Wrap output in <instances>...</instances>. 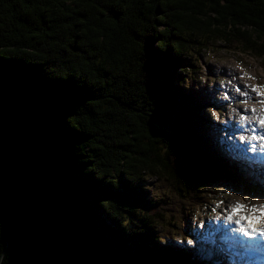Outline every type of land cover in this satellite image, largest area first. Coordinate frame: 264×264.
Masks as SVG:
<instances>
[{"label":"trees","instance_id":"trees-1","mask_svg":"<svg viewBox=\"0 0 264 264\" xmlns=\"http://www.w3.org/2000/svg\"><path fill=\"white\" fill-rule=\"evenodd\" d=\"M218 41L261 58L264 0H0V264H208L145 183L184 214L233 177L190 73Z\"/></svg>","mask_w":264,"mask_h":264},{"label":"rangeland","instance_id":"rangeland-1","mask_svg":"<svg viewBox=\"0 0 264 264\" xmlns=\"http://www.w3.org/2000/svg\"><path fill=\"white\" fill-rule=\"evenodd\" d=\"M192 59H194V68L190 73L193 74L192 76L196 80V89L204 96L200 99V102L202 101L200 105L201 110L210 120V123L207 124L210 130V138L211 140L213 139V145L216 147L219 154L226 157L227 154L234 153V151L223 142L230 141L231 137L233 138V135L235 136V134L240 131H249L247 124H249L252 119L246 121V116L244 119L245 121H242L241 116L244 117V112L248 113L254 108H256V112L260 110L259 104L254 102L256 99L248 101L244 95L234 89L233 83L244 81L246 82L244 84L245 89L253 92L252 85H254V81H256V90L261 96L259 101H264V86H262V84H264V55H262L261 58H256L248 52H241L237 48L228 47L227 43L224 44L218 41L211 46V49L203 48L198 55ZM239 73H244L246 76L242 75L240 77ZM247 76L254 81L241 79ZM243 91L245 90L243 89ZM260 111H258L257 114L256 112L253 114L252 110L249 114L250 118H254L255 116L254 119H256L259 117ZM241 124H243V126H241ZM246 134L245 132L243 136L247 139L248 136ZM248 141L250 142L251 139H248ZM231 147H233V149H235V147L239 148L235 142L231 144ZM222 150H225L226 153ZM244 169L243 172L239 170V174L242 175L243 178H229L224 173L222 176L220 175L219 180L204 191L205 196L203 199L207 200V205L202 206L204 203L201 205L199 204L200 206H195L192 211H187L184 214H181L182 211L178 206V195L174 193L167 184H164L163 181L155 177L146 178L145 185L150 194L162 200L163 205H165L166 213L164 216L170 213L164 219L163 224L157 226L158 231L163 232L165 237L168 238L169 236H167L166 232L170 229V226L175 227L176 223L180 228L184 226V219L186 218L188 234L184 241H182L183 243L181 242L185 251L189 252V249H192L196 251L199 257L205 260L207 257L205 255V249L203 248L209 246L212 248L210 251L219 252L218 257L221 259L222 264H229L228 261L231 260V257L225 255L226 252L224 251V253L222 251L224 247L220 239H218L217 243L216 240L212 239L210 245H208L209 240L215 234V231H217L209 222L210 217L215 213L214 206L218 204V200H223L226 204L227 202H232L229 205V210L235 204L234 202L241 200L260 205L264 204L263 176H258L260 180L259 185L255 183L246 172L251 169V167H244ZM255 178L257 179V174ZM226 204H224V207H226ZM220 212L221 211H219V213ZM171 223H173V225H170ZM218 223L219 227H221L222 223ZM223 225L225 226V224ZM172 240L174 242L179 240L178 234H175ZM211 260L212 259L209 260V263H211ZM243 264L247 263L243 262Z\"/></svg>","mask_w":264,"mask_h":264},{"label":"snow or ice","instance_id":"snow-or-ice-1","mask_svg":"<svg viewBox=\"0 0 264 264\" xmlns=\"http://www.w3.org/2000/svg\"><path fill=\"white\" fill-rule=\"evenodd\" d=\"M261 103H264V101H261ZM243 119H244V118L242 117V120H243ZM259 124H260V126H261L262 128H264V118H261V119H260ZM251 139H252V140H257V139H259V140L264 141V135H261V136H259V137L256 136V135H253V136L251 137ZM261 148L264 149V144L261 145ZM243 207H244L243 205H239V204H237V205H235V206L233 207V212H238V211H240ZM253 211H255V209H253ZM261 212H262V214H264V208L261 209ZM229 219H231V217H229ZM243 219H248V218H243ZM251 219H258V218H256V217H252ZM239 222H240V221H237V223H239ZM249 228L251 229V234H255V233L257 232V229H256L251 223H249ZM242 231H243V229H242ZM246 234H249V233L246 232ZM259 234H260L261 236H264V229H260V230H259Z\"/></svg>","mask_w":264,"mask_h":264},{"label":"bare ground","instance_id":"bare-ground-1","mask_svg":"<svg viewBox=\"0 0 264 264\" xmlns=\"http://www.w3.org/2000/svg\"><path fill=\"white\" fill-rule=\"evenodd\" d=\"M233 148V147H232ZM235 149H239V148H237V147H235ZM255 170H257V169H255ZM214 240V239H213ZM245 262V261H244ZM246 263V262H245ZM243 264V263H242Z\"/></svg>","mask_w":264,"mask_h":264}]
</instances>
